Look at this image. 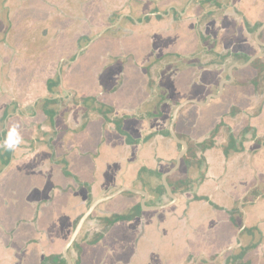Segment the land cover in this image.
Returning <instances> with one entry per match:
<instances>
[{
	"label": "crops",
	"instance_id": "1",
	"mask_svg": "<svg viewBox=\"0 0 264 264\" xmlns=\"http://www.w3.org/2000/svg\"><path fill=\"white\" fill-rule=\"evenodd\" d=\"M53 2L44 3L50 18L55 16ZM155 32L149 33L153 45L162 51L166 33ZM28 33L18 32L8 41V54L0 53V140L13 126L23 138L14 151H0V264H44L48 256L55 259L88 199L102 197L122 184L145 182L148 170L165 173L174 165L179 151L178 145L165 137L167 127L162 124L166 104L159 117L150 106V117L139 111L146 110L145 103L156 98L155 89L164 87L162 74L157 73L154 89H146L142 62L134 63L130 54L136 47V62L148 63L141 59L147 50L140 41L132 40L125 48L115 47L108 40L90 44L72 64L73 74L69 68L70 73L63 78V91H72L76 105L64 104L65 95L59 94L63 98L52 130L38 105L40 98L49 95L44 65L53 63L54 57L46 55L45 50L38 52L36 47L48 41L50 34L41 37L37 29L30 37ZM175 34L180 36L179 32ZM32 38L34 44L28 42ZM144 40L146 45L150 42L146 35ZM176 45L172 43L167 51L180 52L181 47L176 49ZM159 51L156 57L167 52ZM179 65L173 59L156 65V70L175 74L165 84L170 101L187 96L204 101L226 79L222 75L202 76L197 83L203 88L198 85L190 89V70L182 72ZM234 83H224L222 95L204 105L211 110L207 116L188 107L179 110L174 130L184 140L193 138L188 146L194 144L200 152H195L196 159L185 154L178 169L167 177L176 201L154 212L161 220L156 228L151 226L153 213L145 214L150 221L145 235L151 237V248L145 251L154 254L151 264H264V141L255 142L258 130L264 132V91L259 85L254 87L256 94L247 86L236 92ZM177 87L181 90L175 95ZM241 96L243 101L237 102ZM91 102L95 103L93 108ZM100 104L111 110L107 119L95 109ZM114 123L129 136V142ZM50 132L53 134L46 145L41 133ZM133 201L121 195L109 207L124 216L117 210L131 206ZM242 224L240 246L229 249L237 244ZM111 231L115 243L108 242L107 235L94 255H87L88 263L122 264L131 260V264H139L131 258L133 245L126 242L135 236L133 224H115Z\"/></svg>",
	"mask_w": 264,
	"mask_h": 264
},
{
	"label": "flooded vegetation",
	"instance_id": "2",
	"mask_svg": "<svg viewBox=\"0 0 264 264\" xmlns=\"http://www.w3.org/2000/svg\"><path fill=\"white\" fill-rule=\"evenodd\" d=\"M54 1L53 6L55 7L53 11L55 16L50 18L45 13L44 3L46 0H0V49L3 51L0 52L2 53L1 55L8 54V48H10L7 47L8 41L11 40V37L15 38L16 34L20 31L30 32L28 33V37L32 35L31 33H33L35 29L40 32L41 37L47 38L50 34L48 41L45 40L42 44L45 42L48 46L52 43L54 44V48L52 46V49L56 56H53L54 62L51 64L54 77L46 79L45 87L49 95L40 98V104L38 106L45 116L46 123L52 130L55 126V117L59 113V101L63 98V96L59 97V94L65 95V99L63 100L65 103L62 101L64 104L70 103L69 107L76 105L74 95L71 94L72 91H68L67 93L63 91L64 75L70 73L68 71L69 68H71V74H73L75 70L72 64L75 63V60L79 58V56L81 57L84 54L90 44L97 41L104 42L108 40L114 42L116 44L115 47L118 48H125V44L132 40H137V42L140 41V44L145 46L147 50L146 53L141 54V59H146L148 63L146 64L145 61L143 63V61L140 60L136 62L134 59L137 55L135 54L137 52L136 47H132L133 51L130 54L134 63L139 64L142 62L140 70H142V73H144L147 79L146 89L149 91L154 89L153 77H158V74H162L161 68L156 70V65L160 61H168L169 59L177 61V63L180 64L177 68L181 69L182 72H184V70L186 72L187 69L190 70L191 72H189V74L192 75L193 80L202 76L206 77L207 74H209L207 78L210 76L222 75L226 77V79L223 80H229L228 69L232 67V78L236 82L237 78L241 77L242 74L240 73L241 68H236L235 65L243 64L248 61L251 56L261 54V56L256 57L248 65L255 70L254 74L245 75V78L249 79L248 85H250L251 88L258 87L259 84H262L264 91V0ZM81 4L84 7L90 5L91 8H89V11L90 13L92 11V13L89 17H86L84 8H79ZM115 4L119 5L116 6ZM93 5L95 7H93ZM77 6L78 10H76ZM130 6H132L131 11L128 9L127 11H122L125 7L127 8ZM94 12L96 13L93 14ZM82 14H85L84 19H82ZM75 26L77 29H75ZM84 28L85 30H83ZM75 30L78 31L80 35L76 36ZM93 30L97 31L93 33ZM151 31H156L155 34L159 31L162 34L166 33V40L162 43V48L164 47L165 49L163 48L162 51H159V48L153 45L152 36L149 34ZM145 32H147V34H145ZM175 32H179L180 36H176ZM172 34L173 39H171ZM145 35L146 39H150L147 45L144 40ZM28 42L35 43L36 41L32 38L28 40ZM172 43L174 46L177 44L176 49H180L179 47H181V51H167V47L172 49L173 46H170ZM42 44L36 45V47H38V52L44 50L42 49ZM47 45L46 48H50ZM157 51H159V54L164 51L167 52L156 57L155 53H158ZM48 68L47 70H50ZM258 74L262 77H260V81L257 80L255 83V76ZM198 85L203 88V84L198 83ZM57 90H59L60 93H55ZM158 90L160 89H155L157 93L156 98L145 103V105L153 108V106L156 107L160 104L157 101V97H160V100L162 99L160 95L166 94H160ZM150 94L154 95L152 93ZM184 100L197 101L192 98L190 99L188 96L186 98L184 97L182 100L176 101L172 110ZM168 102L170 101L168 100ZM94 104L95 103L92 102L90 103L92 108ZM163 104H166V102ZM188 105L190 104L184 107ZM103 107L104 105L100 104L96 106L95 109L107 119V114L111 113V110L110 108L105 107L104 109ZM139 111L141 113L144 112L143 114L147 115V117H150L152 114V112L148 110L141 109ZM67 112L68 111H66V113ZM29 113L30 117L34 116V112ZM62 114H64V112ZM68 117L69 115H67L66 118L68 119ZM114 124L116 128L118 126L120 128L119 124ZM166 132L167 135L165 137L172 139L167 130ZM41 134L43 136L42 140L45 139L44 143H46V140L50 142L51 139L49 138L53 132ZM176 135L178 136L177 133ZM178 137L184 140L180 136ZM186 139L185 141L188 144L193 138L189 136L186 137ZM262 141H264V139ZM47 144L48 143H46V145ZM188 148L190 149L189 146ZM161 175L154 170H148L147 181H142L140 184L134 183L126 185V187L129 186L128 188L145 192L146 197L141 194L130 192L119 194H126V196H129L127 199H134L133 204L130 206L132 213L125 215L129 217L132 215L131 218L116 219L117 215L115 211L109 213L106 209H98V206L102 204L111 206L113 198L99 204L95 208L97 216L91 213L86 218L80 231L67 249V254L71 261L70 264H89L88 260L90 261V258H88L87 255H94L97 245L101 242L103 243V240L109 234L110 237L107 241L115 243V237L111 235V230L115 224H124L125 226L133 224L135 236L132 241L128 242L126 240L128 245H133L131 258L134 257L139 264H151L154 261V254H152V250L145 251L146 248H151L149 243L151 237L145 235L150 221L145 219V214L153 213L151 215L153 216L154 223H152L151 226L152 228H156V224H158V215H154V212L150 211H155L156 213L167 208L157 210L150 209V207L164 205L169 201L163 190ZM121 186L115 190L119 189ZM115 190L104 194L102 197ZM93 200L88 199L89 202H86L87 205L85 206V210ZM142 201L144 202V206L147 207L145 209L143 208V210L140 208ZM85 210L73 220L70 236ZM68 239H70V237ZM142 240L148 242V245L143 244ZM140 242L142 243L141 248H139ZM62 249L61 253L55 256V259L48 256L44 264H67L62 256ZM106 250L109 251L110 249ZM98 264L103 263L98 262ZM122 264H131V260H127Z\"/></svg>",
	"mask_w": 264,
	"mask_h": 264
},
{
	"label": "water",
	"instance_id": "3",
	"mask_svg": "<svg viewBox=\"0 0 264 264\" xmlns=\"http://www.w3.org/2000/svg\"><path fill=\"white\" fill-rule=\"evenodd\" d=\"M256 37H257V34H256ZM261 56V54H257V55H253L251 56L248 61L244 62L243 64H240V65H235L236 68H243V67H246L250 64V62H252L256 57H259ZM231 69L232 67H230L228 69V78L229 80H222L221 82H219L218 84V89L216 91V93L214 94H209L205 97L204 101L203 102H198V101H194V100H184L183 102L179 103L171 112V116H170V119H169V123L167 124V131H168V134L170 135V137L173 139V141L178 144L179 146V151L177 153V155L175 156V159H174V165L165 173H163L161 175V182H162V185H163V190L167 196V198L169 199L168 203L164 204V205H159V206H154V207H150V209H154V210H157V209H163V208H166V207H169L171 206L172 204L175 203L176 201V196L174 195V193L172 192L171 190V187L170 185L168 184L167 182V177L169 175H171L173 172H175L178 167L180 166V163H181V159L182 157L187 153V150H188V144L185 140H182L180 139L177 135H176V132L174 130V124L176 122V119H177V116H178V113H179V110L184 107L185 105L187 104H195V105H199V106H204L206 105L211 99H215V98H218L221 96V92H222V89H223V86H224V83H228L229 81H232L233 78H232V73H231ZM123 192H130V193H134V194H141L142 196L146 197V193L143 192V191H140V190H136V189H132V188H128L124 185H122L119 189L113 191L112 193H109L107 194L106 196L104 197H101V198H97V199H94L86 208L85 212L81 215V217L79 218L78 222H77V225L75 227V229L73 230L71 236H70V239H68L67 243L65 244V246L63 247L62 249V256L63 258L65 259V262L67 264H70V258H69V255L67 254V249L68 247L72 244L73 240L75 239L76 235L78 234V232L80 231V228L83 224V222L86 220V218L92 213V211L95 210V208L107 201V200H110L112 198H114L115 196L123 193ZM141 206L145 209L147 207L144 206V202L142 201V204ZM239 207L241 208V203L239 205ZM149 209V208H148ZM241 212L242 214H244V211L241 209ZM244 227V224H242L241 228L238 230L237 232V244L236 245H233L231 247H229V249H233V248H236V247H239L240 244H241V239L239 237V232L241 231V229ZM227 250V249H226ZM225 250V251H226ZM224 252V251H223Z\"/></svg>",
	"mask_w": 264,
	"mask_h": 264
},
{
	"label": "rangeland",
	"instance_id": "4",
	"mask_svg": "<svg viewBox=\"0 0 264 264\" xmlns=\"http://www.w3.org/2000/svg\"><path fill=\"white\" fill-rule=\"evenodd\" d=\"M116 5V4H115ZM117 5H119V4H117ZM116 5V6H117ZM131 5H132V3H131ZM93 7H95L94 5H93ZM87 11H89V8H91L90 7V5L88 6H85L84 7ZM117 9V8H116ZM127 9L129 10V11H131L132 10V6H130V7H125L124 9H122V11H127ZM121 10V9H120ZM90 13V11L88 12V13H85L86 14V16L88 15V17H89V15H91V14H89ZM91 13H92V11H91ZM96 12H94L93 14H95ZM79 14H80V12H79ZM85 14H82L81 16H82V19H84L85 18ZM105 24V23H104ZM103 25V24H102ZM83 30H85V28L83 29ZM94 32L93 33H95L97 30H93ZM95 45V44H94ZM34 50V49H33ZM45 50V54L46 55H48V56H51V57H55L56 55H55V53H54V51H53V49L50 47V48H45L44 49ZM47 59V58H46ZM48 61H50L49 59H48ZM52 62H50V63H46L45 65H44V75H45V78H44V80L46 81V77H54L53 76V70H52ZM49 65V66H48ZM49 67V68H48ZM47 68L48 69H50V70H47ZM191 72V71H190ZM254 72H255V70L253 69V68H251V67H243V68H241V71H240V73L242 74V76L241 77H239V78H237V80H236V82L233 84V86L235 85L236 87H235V91L237 92V90H244V89H246V86L247 87H249V88H251L250 87V85H248V80H245V77L247 76V75H251V74H254ZM175 74H172V73H170V71H162V77H163V81H162V83H163V85H164V87H161V88H159L160 90H158V92H160V94H162V93H165L166 95H160L161 96V98L162 99H160L159 100V98L160 97H157L158 99H157V101H158V103H160V104H163V103H165L166 102V110H165V120L163 121V124L162 125H164L165 127H167V124H168V121H169V118H170V114H171V111H172V108L175 106V103H176V100L174 99V100H172V101H170V102H168V94L170 93L165 87H166V85H168L169 84V82L171 81V78H172V76H174ZM190 75V77H192V75L191 74H189ZM209 74H207V76H208ZM246 75V76H245ZM193 76H195V75H193ZM244 77V78H243ZM260 77H262V76H260L259 74L257 75V76H255V80H254V82L256 83V81L258 80V81H260L261 79H260ZM48 78V79H49ZM263 79V78H262ZM173 80V79H172ZM202 80V79H201ZM201 80H199V79H194L193 80V82H192V84H189L188 85V87L191 89H193V88H197V86H198V83L197 82H199V81H201ZM166 84V85H165ZM259 85H262V84H259ZM259 87V86H258ZM252 88H254V87H252ZM178 90L180 91L181 89L180 88H178L177 87V89L174 91L175 92V95H176V92H178ZM254 90V92H255V94H256V88H254L253 89ZM241 94V93H240ZM235 97V96H234ZM239 98V99H238ZM237 99L238 100H236L237 102H239V101H243L242 100V98H244V97H238ZM160 104H158V106H156V107H154L153 106V108L151 109L152 110V112H157V114H156V116L157 117H159L160 116V111L162 110V107H163V105L161 106ZM189 109H191V111H198V112H201V113H203L204 115L203 116H207V113H209L211 110H210V107L209 106H207V107H205V106H199V107H197L196 105H194V104H190V105H188L187 106ZM147 108H148V106H145L144 107V109H146L147 110ZM200 109V110H197V109ZM148 109H150V107L148 108ZM254 109V108H253ZM205 110V111H204ZM153 115V114H152ZM183 116H184V114H183ZM183 116H181V117H183ZM208 116H210V115H208ZM188 117V116H187ZM212 118V117H211ZM210 118V119H211ZM213 123V119H212V121H211V124ZM257 129V128H256ZM255 129V130H256ZM258 130V129H257ZM256 132V131H255ZM261 132V131H260ZM259 132V130H258V136H255V134H254V136H255V142H257V143H259V140H263L264 139V132H262V133H260ZM223 136L225 137L226 136V134H224L223 133ZM178 145V144H177ZM179 148V147H178ZM192 152L194 153V155H195V152H197V155H199V152H200V150L199 149H197V147H194V148H192ZM193 161V160H192ZM123 196L125 197V198H127V197H129V196H126V194H123ZM119 197H121V195H118V196H116V197H114L112 200H115V199H118ZM128 201V200H127ZM89 202V201H88ZM98 208H101V209H106V210H108V212L110 213L112 210V208L111 207H109V205L108 204H102V205H99L98 206ZM140 208H141V210H143V207L142 206H140ZM118 212L120 211V213H122V214H130V213H132V210H131V207L129 206V207H125V208H119V210H117ZM150 212H155V211H150ZM92 215H94V216H97V213L95 212V210L92 212ZM158 221H161L159 218H158ZM128 231V230H127ZM178 237H179V234L177 235ZM256 241V240H255ZM255 241L253 242V243H255ZM256 244V243H255ZM248 256H250V255H248ZM263 259H264V257H263ZM258 259H254V261H257Z\"/></svg>",
	"mask_w": 264,
	"mask_h": 264
},
{
	"label": "clouds",
	"instance_id": "5",
	"mask_svg": "<svg viewBox=\"0 0 264 264\" xmlns=\"http://www.w3.org/2000/svg\"><path fill=\"white\" fill-rule=\"evenodd\" d=\"M23 143V138L19 134L16 126L9 129L6 137L0 140V151H14Z\"/></svg>",
	"mask_w": 264,
	"mask_h": 264
},
{
	"label": "trees",
	"instance_id": "6",
	"mask_svg": "<svg viewBox=\"0 0 264 264\" xmlns=\"http://www.w3.org/2000/svg\"><path fill=\"white\" fill-rule=\"evenodd\" d=\"M257 65H259V64H257ZM100 111V110H99ZM117 130H118V132L120 133V134H122V135H125V138H126V141H130V138H129V136L128 135H126L124 132H122L121 131V129L119 128V126L116 128ZM203 145V144H202ZM204 146V145H203ZM202 146V147H203ZM194 147H196V145H194V144H192L191 146H190V149H189V151H188V153L185 155V156H188V157H191L192 159L194 158V159H196V156L194 155V153L192 152L193 150H192V148H194ZM132 216V215H131ZM131 216L129 217V216H123V215H117L116 216V219H126V218H131ZM240 256V255H239ZM239 256H237L238 258H239ZM241 258V257H240Z\"/></svg>",
	"mask_w": 264,
	"mask_h": 264
}]
</instances>
